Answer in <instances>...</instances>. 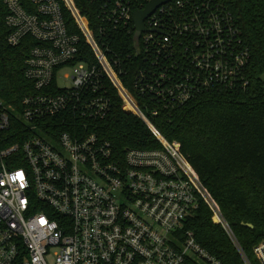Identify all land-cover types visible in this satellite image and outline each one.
Masks as SVG:
<instances>
[{"label":"built area","instance_id":"obj_1","mask_svg":"<svg viewBox=\"0 0 264 264\" xmlns=\"http://www.w3.org/2000/svg\"><path fill=\"white\" fill-rule=\"evenodd\" d=\"M88 1L98 7L97 35L73 0H3L7 44L31 41L24 74L35 91L21 109L0 98V264H223L186 229L202 202L252 264L194 168L143 110L157 116L208 92L248 89L250 50L231 0L162 3L137 40L134 14L153 0ZM126 32L134 52L123 58L113 40ZM133 57L142 106L123 79ZM114 90L160 147L120 153L100 136ZM253 251L264 264V239Z\"/></svg>","mask_w":264,"mask_h":264},{"label":"trees","instance_id":"obj_2","mask_svg":"<svg viewBox=\"0 0 264 264\" xmlns=\"http://www.w3.org/2000/svg\"><path fill=\"white\" fill-rule=\"evenodd\" d=\"M73 1L97 35V5L88 0ZM230 10L250 50L248 89L240 93L208 92L180 108L160 109L157 116H151L152 109L143 110L194 168L228 221L243 254L252 264H259L253 248L264 239V0H231ZM5 14L0 0V98L21 109L23 97L35 91L24 74L31 41L19 47L7 44ZM113 47L123 58L133 54V34H119ZM134 59L123 64L127 71L123 79L142 106L144 100L133 91L139 66ZM111 93L113 109L98 125L100 136L113 142L120 153L126 148L160 147L147 125L123 108L115 90ZM186 229L192 230L197 242L223 264H245L236 243L205 202L188 218Z\"/></svg>","mask_w":264,"mask_h":264},{"label":"water","instance_id":"obj_3","mask_svg":"<svg viewBox=\"0 0 264 264\" xmlns=\"http://www.w3.org/2000/svg\"><path fill=\"white\" fill-rule=\"evenodd\" d=\"M170 0H153L146 9L144 10H138L134 14V22H135V39L137 40L142 31L145 29L144 27V19L147 18L155 9L157 6H159L162 3H165ZM246 226L253 228L252 224H246Z\"/></svg>","mask_w":264,"mask_h":264},{"label":"rangeland","instance_id":"obj_4","mask_svg":"<svg viewBox=\"0 0 264 264\" xmlns=\"http://www.w3.org/2000/svg\"><path fill=\"white\" fill-rule=\"evenodd\" d=\"M66 71H70V70H66ZM60 85H61V86H64V85L66 86V85H70V83H69V82H66V81H63V80H61V81H60Z\"/></svg>","mask_w":264,"mask_h":264}]
</instances>
